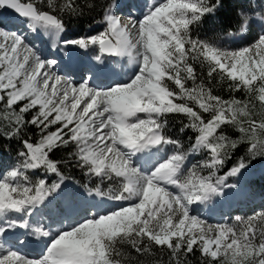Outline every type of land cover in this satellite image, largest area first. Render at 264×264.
<instances>
[{"label": "snow or ice", "instance_id": "1", "mask_svg": "<svg viewBox=\"0 0 264 264\" xmlns=\"http://www.w3.org/2000/svg\"><path fill=\"white\" fill-rule=\"evenodd\" d=\"M257 166L264 0H0V264H264Z\"/></svg>", "mask_w": 264, "mask_h": 264}, {"label": "rangeland", "instance_id": "2", "mask_svg": "<svg viewBox=\"0 0 264 264\" xmlns=\"http://www.w3.org/2000/svg\"><path fill=\"white\" fill-rule=\"evenodd\" d=\"M257 170H259V166H257ZM257 170L253 171L252 173L250 172V174L247 175L248 180H246V181H248V183L253 178L264 177V175H261L260 171H257ZM258 193H259V191H256V192H254V194L251 195V192L248 191V188L244 187L242 192L233 194V195H231L230 198L233 201L232 204L234 203L237 206V204H238L237 200L238 199H246L247 197H250V196H252V198H255V196ZM241 211H240V213H241ZM224 214H228V211L227 212L225 211ZM233 214H237V213L235 211H233Z\"/></svg>", "mask_w": 264, "mask_h": 264}, {"label": "trees", "instance_id": "3", "mask_svg": "<svg viewBox=\"0 0 264 264\" xmlns=\"http://www.w3.org/2000/svg\"><path fill=\"white\" fill-rule=\"evenodd\" d=\"M222 26L224 27H228L230 26V22L228 19H225L222 23ZM251 35V33H249V36ZM249 36H245L244 39L247 40L249 38ZM251 185L257 188L262 189V191L264 190V178H261L259 180L255 179L251 182Z\"/></svg>", "mask_w": 264, "mask_h": 264}, {"label": "bare ground", "instance_id": "4", "mask_svg": "<svg viewBox=\"0 0 264 264\" xmlns=\"http://www.w3.org/2000/svg\"><path fill=\"white\" fill-rule=\"evenodd\" d=\"M257 171H259V170H257Z\"/></svg>", "mask_w": 264, "mask_h": 264}]
</instances>
